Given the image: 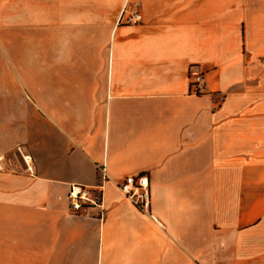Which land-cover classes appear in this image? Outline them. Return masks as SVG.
I'll list each match as a JSON object with an SVG mask.
<instances>
[{
	"label": "crops",
	"instance_id": "1",
	"mask_svg": "<svg viewBox=\"0 0 264 264\" xmlns=\"http://www.w3.org/2000/svg\"><path fill=\"white\" fill-rule=\"evenodd\" d=\"M0 264H264V0H0Z\"/></svg>",
	"mask_w": 264,
	"mask_h": 264
},
{
	"label": "built area",
	"instance_id": "2",
	"mask_svg": "<svg viewBox=\"0 0 264 264\" xmlns=\"http://www.w3.org/2000/svg\"><path fill=\"white\" fill-rule=\"evenodd\" d=\"M142 20V14L138 7L125 3L118 15L116 24H133ZM204 73L190 69L188 70V93L194 96L201 95L205 91ZM26 164L31 161L29 154L23 155ZM99 182L96 187L89 188L82 184L71 183L67 190V198L71 211H78L82 207H98L100 216L104 210L102 202V186L107 178V170L104 163L97 166ZM124 195L143 212H148L150 194L148 190V178L145 173H137L125 176L118 184Z\"/></svg>",
	"mask_w": 264,
	"mask_h": 264
}]
</instances>
